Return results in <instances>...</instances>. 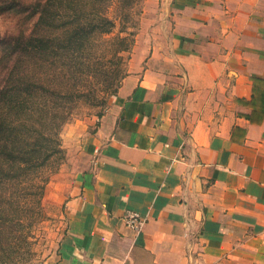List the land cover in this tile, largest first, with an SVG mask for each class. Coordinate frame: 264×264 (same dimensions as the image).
Returning a JSON list of instances; mask_svg holds the SVG:
<instances>
[{"label": "crops", "instance_id": "obj_1", "mask_svg": "<svg viewBox=\"0 0 264 264\" xmlns=\"http://www.w3.org/2000/svg\"><path fill=\"white\" fill-rule=\"evenodd\" d=\"M144 11L169 48L155 40L85 139L58 255L38 264H264V0Z\"/></svg>", "mask_w": 264, "mask_h": 264}, {"label": "trees", "instance_id": "obj_2", "mask_svg": "<svg viewBox=\"0 0 264 264\" xmlns=\"http://www.w3.org/2000/svg\"><path fill=\"white\" fill-rule=\"evenodd\" d=\"M120 2L134 4L135 0ZM101 3L16 0L15 5L34 20L28 34L8 36L4 41L2 54L8 63L0 67V252L6 257L15 251L3 244L12 237V222L15 219L21 227L24 219L25 206H13L14 198L37 202L30 211L40 212L37 208L42 207L57 160L63 156L62 125L78 100L97 101L94 92L86 90L87 75L83 73L95 63L81 51L91 39L120 43L127 52L133 45V32L124 37L96 35L109 33L113 27L110 21L108 29L104 28Z\"/></svg>", "mask_w": 264, "mask_h": 264}, {"label": "rangeland", "instance_id": "obj_3", "mask_svg": "<svg viewBox=\"0 0 264 264\" xmlns=\"http://www.w3.org/2000/svg\"><path fill=\"white\" fill-rule=\"evenodd\" d=\"M155 1L135 0L133 4L120 0H97V3L102 2L100 9L106 17L104 28L108 29L110 21L113 22V27L108 29L109 33L96 35L106 38L116 35L124 37L128 36L129 32H133V45L127 52L124 51L125 45L120 43L103 44L91 39L81 51V54L95 63L89 69L86 67L83 73L87 75L86 90L93 91L97 101L89 104L78 100L68 121L62 125L59 137L63 156L57 160L56 170L50 178L41 202L42 207L37 208L40 214L34 213L32 209L30 211L31 207L37 206V202H30L21 197L14 198L13 206L19 208L25 206L24 219L21 220V227H18V221L16 223L13 218L12 237L3 244H10L15 251L7 257L0 252V264H38L49 257H57L58 244L66 230L64 200L68 195L70 184L83 169L82 166L87 160L86 154L82 152L85 139L99 126L107 107L115 101L122 79L133 74L143 65L144 55L154 46L155 40L156 44L160 41L165 48H169L170 36H160L161 39L157 36H147L153 32L147 22L153 19H149L152 16L148 15L144 8L154 4ZM15 3L16 0H0V67L6 66L4 62L8 63L2 54L6 50L4 41L8 36L28 34L34 20ZM90 14L93 18L91 12ZM122 26L125 29H122ZM105 56L106 58L103 59L102 57Z\"/></svg>", "mask_w": 264, "mask_h": 264}, {"label": "built area", "instance_id": "obj_4", "mask_svg": "<svg viewBox=\"0 0 264 264\" xmlns=\"http://www.w3.org/2000/svg\"><path fill=\"white\" fill-rule=\"evenodd\" d=\"M123 222L126 226L137 229L143 223V220L138 213L133 211H126L123 216Z\"/></svg>", "mask_w": 264, "mask_h": 264}]
</instances>
